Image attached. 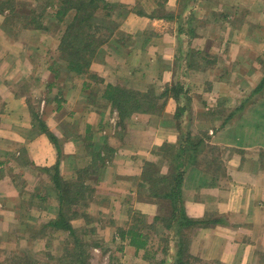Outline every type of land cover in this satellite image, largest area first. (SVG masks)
Returning <instances> with one entry per match:
<instances>
[{"label":"crops","instance_id":"1","mask_svg":"<svg viewBox=\"0 0 264 264\" xmlns=\"http://www.w3.org/2000/svg\"><path fill=\"white\" fill-rule=\"evenodd\" d=\"M13 1L23 15L38 9V0ZM47 10L52 19L41 21L39 29L25 18L10 20V9L0 6V244L9 243L6 225L15 221L11 201L26 205L24 194L34 202L35 193H53L48 175L30 171L53 167L59 159L40 130L43 124L60 141L66 180L91 164L90 153L109 159L100 186L109 197L117 186L133 197L145 165L157 164L167 175L164 148L184 149L179 202L187 218L201 223L167 229L158 264H264V88L258 90L264 79V0H170V20L130 14L123 23L126 42L105 47L91 66L97 80L65 69L59 46L68 20L60 22L54 9ZM109 84L165 92L162 115L138 113L130 127L121 123L118 129L112 121L119 115L104 98ZM90 134L97 136L93 152L83 147ZM81 147L89 150L82 163ZM136 204L146 215H157L153 206ZM124 213L117 214L118 229L126 227ZM97 231L104 240L99 253L117 243L116 229L102 225ZM121 244L118 252L136 255L135 264H156L152 242L148 257Z\"/></svg>","mask_w":264,"mask_h":264},{"label":"trees","instance_id":"2","mask_svg":"<svg viewBox=\"0 0 264 264\" xmlns=\"http://www.w3.org/2000/svg\"><path fill=\"white\" fill-rule=\"evenodd\" d=\"M45 1L46 6L44 11H47L48 8L54 9V18H57L60 22L64 19L68 20L66 30L61 38L59 46L60 60H63L66 67L65 69L79 76L89 75L90 78L95 80L98 78L91 72L93 62L104 56L106 53L105 47L108 46L112 49L118 48L119 46L122 47L124 43L122 45L119 43L122 41L126 42V38H128V36L122 38L119 37V40L111 42L112 36L118 28L115 20H113L114 14H117L118 17L122 18H126L133 13L152 19H173V16L167 13L163 4H159L160 9L157 12L148 14L140 8L139 5L133 7L123 3L112 4L107 0ZM139 3L140 2H138V4ZM0 6H6V8L10 9V16L8 17L10 20L12 16L24 17L19 11H15L17 8L10 0H7L6 2L3 1V4ZM36 12V10L29 11L28 15L30 17L25 18L26 22H28L27 25L32 21V23L36 24L40 29L42 28L40 25L42 23L41 21H43L45 17L49 22L51 21V14L46 16L45 13H41L36 17ZM261 88H264V79L258 87V90L260 91ZM173 90L177 93V88H173ZM176 93L174 94L175 96H177ZM164 96L165 92L161 94H156L155 91L142 93L126 87L109 84L106 87L104 98L110 102L113 110L115 109L118 111L120 119L124 120L128 115L132 114V111L137 113L155 114L154 112L158 110V104L159 102L161 103V99H163ZM165 104L166 100H164L163 105L160 106L158 113H162ZM176 117H179V115L176 114ZM40 130L53 143L59 155L58 162L55 166L39 169L49 176L52 183V194L57 198L58 205L55 210L49 205L44 206V203L49 201L47 200V194L49 191L40 195L38 193L33 194V197L40 198V208L49 210L53 209L55 217L47 222L42 221L41 225L38 227L31 225L34 227L32 228L30 224H27L26 227L27 229L30 228L29 231L32 233L33 237H40L41 239L50 240L53 238V234L56 235L57 233H60L61 236H65L63 243L66 246L63 247V254L57 258L58 263L49 262V264H91L89 249L90 247L99 246V243L88 242V238L89 240L93 239L92 236L97 234V229L94 226L96 220L93 218L92 220L86 221V227L83 228H76L72 222L82 217L86 218V208L89 206L90 200L93 196L92 194H94L95 190H90L84 183L87 180L95 182L96 184L101 182L102 178H100L99 174L103 172L102 170L105 167H107L106 158L102 156L100 152L91 153L92 162L90 166L78 170L76 172L77 179L75 181L65 180L60 172L63 153L60 141L47 126L41 124ZM193 146L195 145L190 144L189 147L192 148ZM183 150L184 149L180 150L174 155V160L169 166V173L167 175L161 174L160 172H157L158 174L150 173L151 168H154V164H147L145 165L141 176V181L143 182H141L142 185L146 182V185L149 187V194L146 197L150 199L160 198L169 202L170 217L164 218L161 217V215H157L154 218V223L165 222L166 229L176 230V232L179 229V226L189 229L194 228L201 223L200 221L187 218L182 209V205L179 202L184 175L181 169L184 167L183 161H181ZM86 195L87 199H89L87 202L84 200ZM33 203L34 202L30 200L26 204L29 205V207L33 206L38 209L39 207L37 204ZM21 209L25 210L24 204H22ZM132 212L133 211H131V214ZM135 221L141 223L135 224ZM143 222V219L133 216L132 214L131 224L127 225L125 228H119L118 235L121 241L128 242V244L134 247L137 251L145 250L147 252L148 244L152 240H150L149 235L142 231L143 226L140 224H143ZM163 238V245L162 247L160 246L162 254L163 251H166L167 246L164 242H167L168 240L165 237ZM176 242L184 247L185 241H183V239L181 241L178 239ZM50 245L51 244L49 243V246ZM181 250L182 249H180V251ZM24 252L25 250H21L20 253L12 254L6 261V264H41L39 260L33 259L35 257L30 256L31 254L28 251V254ZM26 255L30 257H27Z\"/></svg>","mask_w":264,"mask_h":264},{"label":"rangeland","instance_id":"3","mask_svg":"<svg viewBox=\"0 0 264 264\" xmlns=\"http://www.w3.org/2000/svg\"><path fill=\"white\" fill-rule=\"evenodd\" d=\"M6 1L7 0H5V2ZM10 1L13 2V5L16 7V5L14 4V1L13 0H10ZM107 1L112 3V4L120 3V2H112L111 0H107ZM169 1L170 0H136V4H134L133 7L139 5L140 8H142L144 11H146L149 14V13L157 12L160 9L159 4H163V7L167 10L168 5H169ZM138 2H140V3L138 4ZM1 4H3L2 0L0 1V5ZM37 6H38V9L36 10L37 12L35 13L36 17L38 15H40L41 13H45L46 16L50 15V13H47L49 10L44 11L45 6H46L45 0L38 1ZM187 6L189 8H192L191 2L190 3L188 2ZM183 8H186V5H184ZM24 16L25 17H17V16L13 17L12 16L11 20H15L16 18L24 19V18L30 17L28 15V13ZM141 17H144V16H141ZM126 18L118 17L117 14L113 15V20H115L116 24L118 25V28L115 30L114 35L112 36L111 42H114L115 39H119V37L122 38V37L127 35L126 32L123 30V23L125 22ZM45 19H46V17H45ZM41 20H42V17H41ZM93 63H96V61H94ZM173 88H175V87H173ZM135 91H137V90H135ZM160 104L161 103L159 102L158 110L156 112H154L155 114H153V115H156V116L162 115V113H158L160 106H161ZM115 111H116V114H114V117L119 115L118 111L117 110H115ZM131 113L132 114L128 115L124 120H121L120 117H119V119H116L115 121L113 120L112 124L114 126H116L118 129H120L119 126L121 127V123H126L125 125H123L124 129H126L125 126L131 122V119L133 118L132 116L138 114L135 111H132ZM145 114H147V113H145ZM178 115H179V113H178ZM114 126H113L112 130L114 129ZM185 132L187 133V130H185ZM96 135H97V133H96ZM96 135H92V134L88 135V142L85 146H83L86 149H88V147H89L91 152H93L95 150L94 145H97V143H96L97 136ZM191 143L193 144L192 141H191ZM83 147H81L79 149L80 154H78L79 156H81L80 157V160H81L80 163H82L84 161L85 153L87 151V150L84 151ZM97 147H98V145H97ZM165 150L167 151V157L169 159V166H170L174 160V155L180 151V148L176 149L174 145L173 146L168 145L164 148V151ZM88 152H89V150L87 151V153ZM90 155H91V153H90ZM90 158H92V156H90ZM107 161H109V159H106L107 167H105L102 170L103 172L101 171L102 173L99 174L100 178H102L101 182L99 184H96L95 182H91L88 180L85 181L84 184L86 186H88L90 190L94 189L95 192H94V194H92L93 195L92 199L90 198L91 200H90L89 206L86 208V215H87L86 218L82 217L80 219L74 220L73 222H75L76 228H83V227H86V221L92 220L94 218L96 220V225H95L96 229L100 228V226H102V225L103 226H110V227H112L113 230L116 229V232L119 233L118 228H117L119 226V222L117 221L118 220L117 214L121 210H125V213L123 215L125 219H121V220H128L126 223H123L125 226L131 224L132 214H133V216L139 217V218L144 220L143 224H145V225H143V224H140V225L143 226V230H142L143 232H145V233L149 232V234H150V239L152 240L151 242L153 244L152 248H154V250L151 252H154V254L157 255L155 263L158 264V259H159L158 256H160V257L162 256V250L160 249V246L162 247V245H163L162 240L164 239L163 237L165 236V232L167 230L166 224H165V222H163V223L158 222L157 224L154 223L155 217L154 216H148L145 213H143L136 206L137 205L136 203H138V202L139 203H147V204L153 206L154 209H158L157 213H156L157 215H161V217H164V218H169L170 217L169 202L164 200V199H160V198L150 199V198L146 197L149 194V191H148L149 187L146 185V182L143 185H142L143 182L141 184H139V188H137V190L135 189L137 191V193H135L136 191H134L133 197L130 195L131 192H129L128 190H126V192L124 191V193H121V189L119 188V186L112 187L110 189V191L108 192L110 194V197H109L107 195V193L102 192V189L100 188V186L103 182V178L105 176L106 170L108 169V167L111 166L110 162L108 163ZM89 166H87V167H89ZM87 167H85V168H87ZM36 170L38 172L40 171L39 168L34 166L30 171H36ZM161 170H162L161 166L154 164V168L153 169L151 168L150 173L158 174L157 172H160L161 174H163L161 172ZM30 171H29V173H31ZM60 172L62 173L61 170H60ZM40 173L47 175L46 173H44L42 171H40ZM76 179H77V173H76L75 177L73 179H70L69 181H71V180L75 181ZM14 182H16L15 179H14ZM20 191H21V188H20ZM22 192H24V191H22ZM38 194L40 195L41 193H38ZM87 195H86V198L84 199L85 202L89 201V199H87ZM101 195L106 196V200H100ZM30 196L31 195L24 194V197H21L20 200H22L24 198L26 202L27 201L29 202ZM47 196H48L47 200H49V201L45 202L44 206H48V205L51 206L52 203H55V204L57 203V205H58V200L52 193L50 195L47 194ZM93 198H94V200H93ZM39 201H40V198L37 197L33 204H37V206L39 207L38 208L39 210H43V211L49 213V214L46 213L48 216L47 215L43 216L41 214H38L37 212H35V211H38L37 208H35L33 206L29 207V205H27V204L24 205L25 210L24 209L22 210L21 206L23 203H22V201H19V199L15 200V201L13 200L10 202L9 206L12 208V212L14 213L13 221L14 220L15 221H14V223L10 222V224L6 225L7 226V231H6L7 235L5 236L4 239L9 240V243L6 242V243L0 244V248H1L0 249V264H6V261L8 260V258L11 257L12 254L20 253L21 250H25L26 253L28 251L31 254L30 256L35 257L33 259L39 260V262H41V264H49V262H57L58 263L57 258H59V256H61V254H63V247L66 246L63 243L65 240L64 239L65 236H61L60 233H57L56 235L53 234V238L50 240L49 239H41L40 237H33L32 233L29 231L30 228L27 229V227H26L27 224H30V226L32 225L34 227H38L41 225L42 221L47 222V221L51 220V219H49L51 216H53V215L55 216L54 210L41 209L39 206L41 202H39ZM131 211H133L132 214H131ZM16 220H17V222H16ZM26 220H28V222H26ZM76 221H80L81 224H80V222L77 223ZM137 223H141V222L135 221V224H137ZM116 225H117V227H116ZM34 227H32V228H34ZM98 231L96 232L97 234L92 236L93 239L89 240V238H88V242L91 241L94 243H99V246L90 247V249H89V257H90V263L91 264H135L136 259H137L136 255H134L133 253L125 254L124 251L118 252V248L120 245L122 246L121 242H123L120 240L118 233L116 234V235H118V236H116V239L120 240L121 242L117 240V243H111L109 245L110 247L102 248L101 251L105 250L104 253H99L98 248L102 247V245H101L102 239H98V236L100 235V233H98ZM101 234H102V232H101ZM102 241H104V240H102ZM49 243L51 244L50 246H49ZM43 245H46L47 247L45 246L46 248L42 249ZM8 248H10L11 250L15 248V250L12 251V254H10V255L5 253L6 251L4 252L5 254L2 253V250H7ZM156 248L158 249L157 251L155 250ZM145 254L148 257V252H145ZM22 255H24V254H22ZM120 255H127V256H126V258H120ZM26 256L30 257L28 255H26ZM128 259H129V261H128ZM139 259H140V257H139ZM132 262H134V263H132ZM151 264H153V263L151 262Z\"/></svg>","mask_w":264,"mask_h":264}]
</instances>
